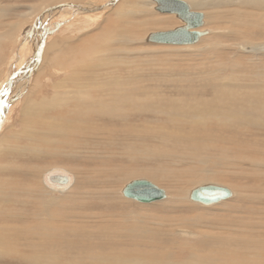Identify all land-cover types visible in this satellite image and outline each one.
<instances>
[{"label": "rangeland", "instance_id": "obj_1", "mask_svg": "<svg viewBox=\"0 0 264 264\" xmlns=\"http://www.w3.org/2000/svg\"><path fill=\"white\" fill-rule=\"evenodd\" d=\"M105 1L109 0H0V79L3 78V82L8 79L12 70L17 73L22 69L23 59L17 61L19 55L24 57V67L27 64L32 65L34 59L30 57L38 44L44 51V46L48 44L60 46L58 50L63 51L54 50L53 54L46 57L41 53L40 61L44 60L45 63L42 61L41 65L38 63L33 68L25 96L37 91L39 84L50 86L62 78L65 83L71 81L65 80L68 73H61L53 66L49 67L53 62L51 57L56 55L64 59L65 48L74 49L77 45V50L91 49L89 51L92 52L88 60L77 57L73 51L69 52L68 57L70 63L77 70H82L90 83L92 94H89L91 97L87 95L89 104H84L85 117L77 116L80 108L77 103L71 102L59 112L60 116L52 113L51 109L24 115V121L30 118L37 119L38 123L34 126L24 125L23 132L19 120L22 108L32 103L29 102L30 99H25L24 106L12 108L0 127V263L27 264L28 258H35V261L40 256H44L42 260L50 255L54 258L57 256L56 252L65 253L72 248L74 253H70L75 254L83 251V243L87 240L107 242L111 235L104 233L103 237L98 236V230L108 228L106 231L109 233L116 227L117 230L125 232L134 229L139 221L150 227L164 229L168 228L164 223L185 225L189 219L200 217L202 219L196 223L201 225H195L194 229L199 227L208 231H218L225 225L235 228L241 218L264 222V52H246L240 47L258 43L264 45V27L261 26L264 25L261 15L263 12L254 8L244 10L248 19L245 17L246 20L243 19L242 22L249 21L250 24L260 26L250 30L252 26H243L239 21L244 16L237 18L235 14L224 17L233 8H237L233 5L235 2L230 4L228 1L226 6L221 4L223 0H187L195 10L205 13L206 25L203 29H208L209 33L190 46L156 44L145 41L150 32L172 29L182 24L181 20L174 14L158 13L152 0H112L110 8L101 7L94 11L98 14L97 17L88 12L80 13L81 11L67 17H61V14L59 17L54 16L45 23L44 31L48 35L45 40L35 39L39 32L38 19L45 17V14L51 15L48 9L54 5H90L94 2L95 7H99ZM116 7H121L124 12L120 15L122 21L119 20L113 25V30L116 29L122 35L127 31L129 37L121 45L113 46L120 50L115 53L106 52L108 57L105 54L97 57V52L103 48L100 46L102 40L114 34L106 30L108 27L105 21L116 17ZM100 12L102 13L99 15ZM165 16L168 17L164 21L140 24L144 17ZM23 44L25 49L21 46ZM83 65H87L89 71L83 69ZM15 78L16 74L11 76V79L17 81ZM114 80L118 84L112 85ZM110 85L111 89H102ZM45 92L43 97L37 98L38 103L43 102L45 97L54 96L53 91ZM5 108L0 111V119ZM69 110L73 113H68ZM62 117V122L66 120L70 124V130H59L57 125L56 130L52 131L50 125L39 122V119L58 121ZM92 127L102 129L103 135H93ZM91 141L94 142L93 145H90ZM52 168L66 170L71 180L72 176L75 178L67 191L52 193L69 195V198L63 200L65 204L78 203L76 208L72 206L69 211L83 210L89 217L68 221L72 226L78 223V230L82 232L67 234L66 242L61 244L51 243L48 239L41 241L42 228L47 224H35V221H41L38 218L40 216L32 220V214L43 212V205L35 200L40 198V191L36 195L28 191L31 184L33 187L37 185L39 188H46L43 176L52 173ZM136 178L154 181L167 191V198L153 203H142L121 194L123 186ZM204 182L222 183L231 188L234 195L208 207L189 200V190ZM11 184H19L21 188L6 196V192L12 188ZM49 184L58 188L69 186H58L52 182ZM82 192L88 195L79 197ZM176 193H179L178 198L172 199ZM55 207L54 211L68 212L66 205L65 208ZM24 212L27 213L25 218ZM226 220L230 222L225 224ZM101 225L107 227L101 229ZM23 228L24 234H21ZM26 228H32L41 234L28 235L25 233ZM44 231L47 234L50 230L47 228ZM154 238L153 240H158L155 247L141 246L140 249L148 248L147 250L158 252L156 264L197 263H191L194 260H188L187 253L178 250L184 247L181 239L178 238L181 242L177 239L173 242L172 235L163 240ZM71 241L79 244L76 243L75 247V243ZM161 241L164 243L160 244ZM190 241V245L194 243L193 240ZM133 242L137 243L135 240ZM123 245L121 241L113 246L107 244L102 250L108 252L110 248ZM161 251L166 252L167 258L159 255ZM18 259H23L24 262H18Z\"/></svg>", "mask_w": 264, "mask_h": 264}, {"label": "bare ground", "instance_id": "obj_2", "mask_svg": "<svg viewBox=\"0 0 264 264\" xmlns=\"http://www.w3.org/2000/svg\"><path fill=\"white\" fill-rule=\"evenodd\" d=\"M228 1H229L230 4H233L235 2L233 5H236L237 8L236 9L233 8L234 10L229 11V14H225V16H224L225 18L230 17V16H233V15L236 14L235 16L237 18H239L241 16H244V18H242V19L239 18V21L242 22V21H244L243 19H245L246 15H247V14L244 13V10L245 9H249V8L250 9H253L254 8V9H257V10L263 12L261 15H262V17L264 19V0H223V2L221 4L226 5V3ZM93 3L94 2H91L90 5H76V4H62V5L60 4V5H54L52 8L48 9L49 14H51V15H48V14L46 15L45 14V17L41 16L38 19L37 25H38V28H39V30H38L39 32L37 31L38 34H37V36H35V39H38L39 41H40V39L45 40V37L48 36V35H46V30L44 31L45 23H47L48 21H50L54 16L55 17H59L58 15L61 14L60 15L61 17L62 16L63 17L66 16L67 17L69 15H72V14H75V13L81 11L80 13H86V12H88V13H91L93 15L95 14L94 16L97 17L98 14L96 15V13H94V11L98 10V8H101V7H102V9L103 8L105 9L106 7H109L110 8L111 7L110 5L112 4V0H109L108 2L104 3L102 6H99V7H95V5ZM155 5H156V3H155ZM56 8L58 10H56ZM120 8L121 7H116V9L114 10L115 11L114 15H116V17H113V18L109 19V21H105L106 22V25L108 27V28L106 27L107 28L106 30L107 31L109 30L110 33H114V34L113 35L111 34V37H105L104 39L102 38L103 40H102V44L100 46H102L103 48H102L101 51L97 52V55H98L97 57H99V56L102 57V55H104V54L106 55V52H108V51H110L111 53H115L116 51L120 50L119 48L113 47V46H115L116 44H120L121 45L123 43V41L124 40H127L128 37H129V35L126 34L127 31H125L126 33L123 31L125 33V35H122L121 32H119V31L116 32L115 31L116 29L113 30V25H115L116 23L119 22V20H121L120 19V15H122V13L124 12V10H122ZM154 8H155V6H154ZM193 9H194V7H193ZM45 11H47V10H45ZM41 13H43V12H41ZM57 13H59V14H57ZM101 13L102 12H100L99 15ZM158 13H159V11H158ZM160 13H162V12H160ZM258 13H260V12H258ZM148 14H150V13H148ZM169 14H172V13H169ZM90 17H88V19ZM147 17H148V15H147ZM167 17L168 16L158 17V18H156V17L155 18H153V17H149V18L144 17V19L142 20V23H140V24H144L145 23V24L148 25V24L154 23V21H159V22L160 21H164L165 20L164 18L167 19ZM229 19H231V18H229ZM233 19L234 18H232V20ZM125 20H127V19H125ZM252 20H254V19H252ZM123 22H124V19H123ZM252 22H255V21H252ZM248 23H249V21H248ZM248 23L242 22L241 24L243 26H247V27H248V25L249 26H252L253 28H250V30L251 29H257V28L260 27V26L255 25L254 23H252V24H250L251 22L249 24ZM64 25H65V23H64ZM205 25H206V23H205ZM261 26L264 27V25H261ZM200 28L203 30V26L200 27ZM109 32H107L108 35H109ZM135 35H136V33H135ZM27 42H28V40H27ZM29 42H31L30 39H29ZM148 43H151V42H148ZM156 44H160V43H156ZM171 45H174V44H171ZM190 45H193V44H190ZM190 45H182V46H190ZM253 45H254V47H256V49L253 52H256V53L257 52H264V51H260V50L257 49V47L261 46L262 44L258 43V44H253ZM253 45H251V46H253ZM21 46H23V48L25 49V47H24L25 45L24 44L21 45ZM37 46H38L37 49L34 48V50H36L38 53L35 51L31 55V57H30L31 59H34L33 60L35 62V63L33 62L34 65H33V63H32L31 66H29L27 64V65H25V67H26L25 68L24 67V57H21V55H19L17 61H19L20 59H23L21 61V62H23L22 69L20 68L17 71V73L15 71H14L15 72L14 73L13 70H12L11 73L9 72L10 75L8 76V79L6 81H4V82L2 80L3 78L0 79V89L3 86H5L4 87V90L2 89V91L0 92V111L3 109V107H6L5 108V111H4V114H3V116L0 119V127L3 126V123H4L5 119L8 117V115L10 113V110H12V108L14 109L15 106H24L25 99H26V101H27V99H30L31 101H29V102H32V103H29L27 107L24 106L22 108L23 110H22V114H21V117H20L19 120H20V122L22 124L21 126L23 128L22 129L23 132H24V125H28L29 124V125H33L34 126V124H37L38 123V120L37 119H30L29 118V119H27V120L24 121V115L27 116V115H30V114H35V113L38 112V110L39 111H45V110L51 109L53 111L52 113H55L56 115L60 116L59 115V112L61 113L64 110V107L66 105L70 104L71 102H75V103L78 104V107L80 108V110L77 111L78 112L77 116H79V118H82V117H85L86 116L85 115L86 112H83V111H85L84 110L85 109L84 104L85 103H88V101H89L88 98H87V95L90 96L89 94H92L91 93V89H89L90 83L88 82L87 76L82 72V70H77L78 68L76 69L70 63L68 57H70L69 52L73 51V52H75V55H77V57L84 58V59L87 58V60H88V58H90L92 56V52L90 53L91 49H89L90 51L89 50L83 51V50H80L79 48H78L79 50H77V47H79L78 45L74 49L71 48L73 50L65 48L66 50H64V51H66V52L63 53L64 54V59L63 58L56 57V55L54 54L55 57L54 58L51 57V60H53V62H52L51 65L49 64V67H52L53 66V68L58 69L59 71H61V73H64V72L65 73H68L67 78H65V80H68L69 79L71 81L69 83H65L64 78H62L59 82L54 83V84H51L50 86L45 85V84H42V85L39 84V86L36 89L37 91L33 92L31 95L25 96L24 95V92H26V88L29 86V83H30L29 80H30L32 71H34L33 68L36 67V65L38 63L41 65L42 61L44 62V60L40 61V59H41V53H43L45 55V57H46L47 55L50 56L51 54H53V51L54 50H56V52H57L58 48H61L59 45H56V46H59V47H54V46H51V45L48 44V45L44 46L45 47V51H44V49H42V46L41 45L38 44ZM244 46H249V45H241L240 46L241 49H243ZM23 50L21 51V53L23 52ZM59 50L61 52H63L62 49H59ZM19 54H20V52H19ZM106 56L108 57V54ZM75 59H76V57H75ZM75 59L73 58L72 60H75ZM75 63H77V62H74V64ZM78 65H80V64L78 63ZM83 69H86L87 71H89L90 68L87 65H83ZM44 70H45V68H44ZM14 74H16V78L15 79H17V81H14L13 79H11V76H13ZM54 75H55V73H54ZM60 75L58 74V76H60ZM82 75H84V78L82 77ZM115 83L118 84V81L115 82V80H114V82H112L111 84L114 85ZM129 84H131V83H129ZM112 85H110L109 87L106 86L105 88H102V89L103 90H109V89H111V86ZM47 86H48L49 89L47 88ZM115 89H117V87ZM45 90L48 91V93H50V92L52 93V91H53L54 96L52 98L50 97L51 99L45 97L43 102L41 101V103H38V100L39 99H37V98L40 97V96L43 97L45 95V93H46ZM148 90L151 91V89H148ZM96 92H99V91H96ZM30 93H31V91H30ZM126 94L128 95V93H126ZM103 95L104 94H102V96ZM105 95H107V94H105ZM133 98H135V96ZM246 102L248 103L249 101H246ZM107 103H109V102H107ZM122 105L123 104H121V106ZM24 108H25V110H24ZM101 108H103V107H101ZM247 109H249V108H247ZM68 113H71L72 114L73 112H71V110H69ZM118 113H119V111H118ZM123 113H124V111H123ZM40 116H41V114H40ZM61 116H63V115H61ZM62 120H63V117L61 118V120H58V121H55V120L45 121V120H40L39 119V122L50 125L51 127H49V128L52 131H55L56 130L57 125L59 126V130H66V128H68V130H70V128H71L70 127V124L66 120H64L63 122H62ZM234 120H236V119H234ZM82 123H84V122H82ZM91 124H93V123H91ZM75 126H74V128H75ZM72 127H73V125H72ZM27 128L28 127L25 126V130H27ZM82 129H83V127H82ZM91 131L94 133L93 135H96V134L97 135H103V130L102 129H96V128H93L92 127V130ZM80 132H81V130H80ZM82 133H85V132H82ZM84 138L86 140V137H84ZM100 138H101V136H100ZM63 139H64V137H63ZM91 143L92 144H90V145H93L94 142L91 141ZM0 145H2V144H0ZM96 145H98V144H96ZM70 152H72V150ZM165 152L163 154H165ZM167 152H168V150H167ZM74 154H76V153H74ZM167 154L169 155L170 154V151ZM0 166H2V165H0ZM21 170L24 171V169H21ZM52 171L53 172H61L62 171L64 173H68L66 170H60V169L55 170L54 168H52ZM205 171L208 172V170L206 168H205ZM49 173H51V172H49ZM192 174H193V171H192ZM46 175L47 174H44V176H43V181H44V183L46 185V188H44L43 186H42L43 188H39V187H37V185H36V187H33V185L31 184V185H29L28 191H30L31 193H34L35 195H36L37 191H40V193L38 195L40 198H38V199L35 198V200H38V203L41 202V204L43 205V209H41V211L43 210V212H40L39 214H32L33 215L32 216V220H35V219H37L38 216H40L38 218H39V220L41 219V221H39L38 223L35 221V224L37 226H40L41 222H43V223L45 222L47 225L46 226L44 225V227L42 228L43 229V233L42 234L39 233V232L36 233V231L32 230V228H26L25 229V233H27L28 235H34V234H37L38 235V234H41L40 235L41 238L40 237L39 238L41 239L42 242L45 241V239H48V240H51V243L52 242H56V243L58 242L59 244H61L63 241H64V243L66 242L65 236L67 234H70L71 232H73L74 234H78V233H81L82 232V231H79L78 230L79 229L78 228V225H79L78 223L73 224V226H72V225H69L67 222L68 221L69 222H72V220L73 221H76V220L81 219L83 216H86L84 214L86 212L83 211V210H81V212H79L76 209H73V210L69 211V208H71L72 206L76 208V204H78V203L76 202L74 204V202L72 201L73 202L72 204H69V203L68 204H65V202L63 200H65V198H69L68 197L69 195H64V194L57 195L55 193H52L53 191L54 192L55 191L56 192H61V191L64 192V191H67L69 189V187L73 184L74 180H75V178L73 176H72L71 182L68 184L69 186H65V187L58 188V187H56L54 185L49 184V181H48ZM152 182H154V181H152ZM34 183L36 184V182H34ZM10 186L12 188L8 192H6V196H8L9 194L11 195L12 193L14 194L15 191H16V189H17V191H19V188H21L19 186V184H16V185H12L11 184ZM68 194H69V192H68ZM86 194L87 193L82 192L80 194V196L79 195L78 196L79 197H86L88 195V194L87 195ZM178 194L179 193H176V195L173 196L172 199H177L178 198V196H177ZM29 195H28V199H29ZM32 203L36 204L35 201H33ZM65 205L67 207L66 209L68 210V212H66L65 210L58 211V212L56 210L55 211L53 210V209L56 208L55 206H61L62 208H65L64 207ZM25 210H27V209H25ZM28 210H30V209H28ZM38 212H39V210H38ZM23 214H24L23 217L25 218L27 216V213L24 212ZM88 214L91 216V213H88ZM8 216H10V215H8ZM87 218H89V217H87ZM195 218L196 219H189V222L187 221L185 225H180V224H175V223H169V222L168 223H164V224H167L168 225V228H164V229H161V228L159 229L157 227H150V226H148L147 223H145V222L144 223L143 222L141 223L139 221V222H137V224L139 225V227H138V225H135L133 227L134 229H132V230H128V229L125 228L126 230H128V231H125V232L119 231L120 229L117 230V228L115 227L114 228V231H111V232L108 233V231H106L108 228H105L107 226H104L103 227L101 225L100 228L101 229L102 228H105V229H103L102 231H99L98 230L97 231L98 234H96V235L102 236L104 233L110 234L111 237H108L107 242L98 243V242H94L92 240L91 241L87 240V241L84 242V240H83V242H84L83 245H84L85 248H82L83 251H81V252L78 251V253L75 252V254H73L74 251H71L73 249L72 248V249L69 250V252H65V253L64 252H59V253L56 252L55 254L57 256H54V258H53V256L50 255V257H52V258H50V257L47 256V258H44L42 260L41 258L44 257V256H42V257L40 256V259L38 261H35V258H33L34 259L33 260V259L27 257L28 258L27 264H156L155 262H156V257L158 256V252L155 253V252L152 251V249L147 250L148 248L146 250H145V248L144 249H140V248H142L141 246H143V247L144 246H146V247H155L156 246L155 244H156V242H158V240H153L154 237H159V238H161L163 240V239H167L168 237H170V235L173 236V242H174L175 239H177V241H180V240H178V238L181 239L182 242L181 241L180 242L182 243V245H184V247H181L178 250H183L185 253H187V255L186 254L185 255L187 257L189 256L188 257V260H191V259L194 260L191 263L197 262L196 264H264V222H257V221H253V220L246 221V220H244V218H241V220L238 221V223L235 225V228H233V226L228 227V225H225V226L223 225L224 227H221L220 229H218V231H215V230L208 231L205 228H199V227H197V229H194V226L197 225V224H199V223H196V222H200V220L202 219L200 217H195ZM47 219H49V220H47ZM46 221H48V222H46ZM81 221L91 222V221H86V220H81ZM228 222H230V220L229 221L226 220L225 224H227ZM23 223H21V224H23ZM119 223H117V224H119ZM188 223H190V224H188ZM164 224H161V225H164ZM199 225H201V224H199ZM203 225H205V224H203ZM37 226H36V228H37ZM42 226H43V224H42ZM126 226H128V224H126ZM211 227H213V225H211ZM19 228L20 227H18V231H19ZM47 228L50 230L49 231L50 234L49 233L46 234V232L44 231V229H47ZM144 228H145V230H144ZM8 229H10V228H8ZM112 229H113V227H112ZM146 230H147V232H145ZM44 232H45V234H44ZM21 234H24V228L22 229ZM113 234L116 237H118V238H116L115 236H113ZM45 237H47V238H45ZM82 237H84V235ZM22 239L24 240V238H22ZM154 239H156V238H154ZM195 239H196V241H195ZM133 240L137 241L138 245H137V243L133 242ZM190 240H193V242H194L191 245L189 244V242H192ZM27 241H29V240H27ZM77 241H76V243H78ZM120 241L124 244L123 246L117 247V248H110V247H108V248L111 249L108 252H104L102 250V248H103L104 245H107L108 244L110 246H113V245L119 244ZM71 243H75V242L74 241H71ZM76 243H75V247H77ZM163 243L164 242L161 241L160 244H163ZM29 244H30V242H29ZM36 244H38V243H36ZM42 244L40 243V245H42ZM178 244H180V243H178ZM129 245H130V247H129ZM175 245H177V244H175ZM81 246H82V243H81ZM81 246H78V247L81 248ZM63 248H64V246H63ZM66 248L68 249V247H66ZM79 248H77V249H79ZM53 249L55 250V247H53ZM53 249H52V251H53ZM50 250H51V247H50ZM40 251H42V250L40 249ZM57 251H59V250H57ZM70 251L73 252V253H70ZM41 253H43V252H41ZM41 253H39L38 255H41ZM50 253H52V252H50ZM33 254H35V253H33ZM173 254H176V252H174ZM179 254H181V252ZM159 255H161L162 257L167 258V255H166V252L165 251H161ZM161 256H160V258H161ZM35 257H38L39 258V256H35ZM150 260H151V263H150ZM19 261H23L24 262L23 259L22 260L21 259H18V262ZM0 264H3V263H0Z\"/></svg>", "mask_w": 264, "mask_h": 264}, {"label": "water", "instance_id": "obj_3", "mask_svg": "<svg viewBox=\"0 0 264 264\" xmlns=\"http://www.w3.org/2000/svg\"><path fill=\"white\" fill-rule=\"evenodd\" d=\"M155 9L162 13H172L179 18L182 24L169 29L150 32L145 38L146 42L190 45L200 41L202 36L209 33L208 29H201L206 23L205 13L196 11L187 0H153ZM254 46H244L246 52H253ZM264 51V45L257 47ZM49 182L58 186L68 185L71 176L64 172H52L46 175ZM125 197L134 199L142 203H153L167 198V191L147 178H136L127 182L121 190ZM234 195L228 186L217 182H204L196 185L188 192V199L201 204L210 206L217 204Z\"/></svg>", "mask_w": 264, "mask_h": 264}]
</instances>
